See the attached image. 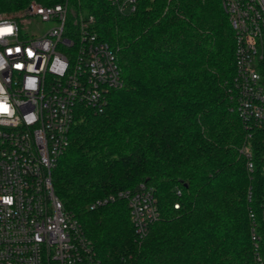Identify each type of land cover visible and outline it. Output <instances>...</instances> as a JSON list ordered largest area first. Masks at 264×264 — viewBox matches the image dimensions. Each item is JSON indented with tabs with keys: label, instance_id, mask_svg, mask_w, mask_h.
Instances as JSON below:
<instances>
[{
	"label": "trees",
	"instance_id": "trees-1",
	"mask_svg": "<svg viewBox=\"0 0 264 264\" xmlns=\"http://www.w3.org/2000/svg\"><path fill=\"white\" fill-rule=\"evenodd\" d=\"M30 1L0 0V12ZM69 1L93 17L123 80L101 112H77L51 171L102 264H264L263 136L254 130L250 170L240 152L248 128L231 110L234 33L220 0H137L129 13L110 0ZM140 182L159 216L137 239L118 193Z\"/></svg>",
	"mask_w": 264,
	"mask_h": 264
},
{
	"label": "built area",
	"instance_id": "built-area-1",
	"mask_svg": "<svg viewBox=\"0 0 264 264\" xmlns=\"http://www.w3.org/2000/svg\"><path fill=\"white\" fill-rule=\"evenodd\" d=\"M110 1L118 12L129 13L137 0ZM220 2L234 33L231 110L248 128L240 152L251 170L254 130L263 136L264 148V0ZM36 18L52 24L41 34L28 32ZM93 25V17L69 0L49 5L32 0L18 12H0V29H13L0 35V57L6 62L0 85L14 111L11 117L0 115V198L12 197L11 204L0 199V264H102L51 181L77 112L84 107L101 112L110 92L123 84L115 52ZM57 57L67 64L62 74L54 65ZM30 78L37 81L34 91L26 87ZM33 113L36 119L29 123L26 117ZM262 161L264 166V156ZM118 196L126 199L134 232L142 239L159 216L152 188L140 182ZM114 198H98L89 208Z\"/></svg>",
	"mask_w": 264,
	"mask_h": 264
},
{
	"label": "clouds",
	"instance_id": "clouds-1",
	"mask_svg": "<svg viewBox=\"0 0 264 264\" xmlns=\"http://www.w3.org/2000/svg\"><path fill=\"white\" fill-rule=\"evenodd\" d=\"M12 31H13V29H12ZM11 32L5 31L3 33H0V35H4L5 33H11ZM54 65L58 66V69L61 70V74H62V71L67 68V64L65 62L61 61L59 57H57L54 60ZM5 66H6V62L3 60L2 57H0V70H3ZM36 86H37V81L35 79H33V78L28 79L27 84H26L27 88L34 91L36 89ZM4 91L5 90L3 88V85H0V98H2V101H3V102H0V115L7 114L9 117H11L12 115H14V111L7 104V97L4 95ZM35 119H36V116L34 113L30 114L29 116L26 117V120L29 123H31ZM0 199H3L5 203H8V204L12 203V197H10V196L9 197H2Z\"/></svg>",
	"mask_w": 264,
	"mask_h": 264
},
{
	"label": "rangeland",
	"instance_id": "rangeland-1",
	"mask_svg": "<svg viewBox=\"0 0 264 264\" xmlns=\"http://www.w3.org/2000/svg\"><path fill=\"white\" fill-rule=\"evenodd\" d=\"M51 22H42L39 18H36L31 24H28L27 31L34 32V33H43L51 26Z\"/></svg>",
	"mask_w": 264,
	"mask_h": 264
},
{
	"label": "snow or ice",
	"instance_id": "snow-or-ice-1",
	"mask_svg": "<svg viewBox=\"0 0 264 264\" xmlns=\"http://www.w3.org/2000/svg\"><path fill=\"white\" fill-rule=\"evenodd\" d=\"M5 31H7V32H11L12 31V29L9 27V28H7V29H0V33H3V32H5ZM17 51H19V49H17ZM29 55L31 56L32 55V53L31 52H29ZM16 67H22L21 65H16Z\"/></svg>",
	"mask_w": 264,
	"mask_h": 264
}]
</instances>
